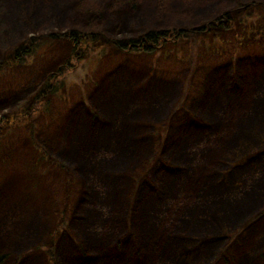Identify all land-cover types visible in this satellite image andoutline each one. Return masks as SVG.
Segmentation results:
<instances>
[{
    "label": "rangeland",
    "instance_id": "rangeland-1",
    "mask_svg": "<svg viewBox=\"0 0 264 264\" xmlns=\"http://www.w3.org/2000/svg\"><path fill=\"white\" fill-rule=\"evenodd\" d=\"M16 25L29 29L25 43L45 38L13 57L24 32L15 35ZM73 29L87 34L80 48L62 37ZM160 30L162 43L145 50L144 36ZM124 39L136 44H113ZM1 93L0 255L11 254L12 264H124L114 251L131 264L137 248L127 235L116 239L118 215L151 185L172 189L164 203H142L155 212L137 239L149 260L167 264L158 246L179 234L183 259L200 247L203 264H264V0H0ZM157 150L161 159L144 168ZM230 168V203L195 184ZM143 171L150 184L143 178L132 191ZM15 177L18 188L4 189ZM216 192L220 204L209 210L219 223L196 205ZM229 204L248 218L226 223Z\"/></svg>",
    "mask_w": 264,
    "mask_h": 264
},
{
    "label": "bare ground",
    "instance_id": "bare-ground-1",
    "mask_svg": "<svg viewBox=\"0 0 264 264\" xmlns=\"http://www.w3.org/2000/svg\"><path fill=\"white\" fill-rule=\"evenodd\" d=\"M21 29H16V28H13V31L14 32H17V31H20ZM172 87H170L171 89ZM176 91V89H175ZM175 91H174V94H175ZM169 94L171 95V91H169ZM17 97V95H15ZM0 97L2 99H5L6 101L7 100V97H6V94L5 93H1L0 94ZM120 99H115L114 100V103L115 102H118ZM103 110V109H102ZM104 111V110H103ZM152 110H149V112L146 114V115H149L150 117L153 116V119H159V112L157 111H154L151 112ZM118 114H115L114 113V116L117 117ZM132 119H135L134 117H132ZM109 119H107L106 121H108ZM131 119H127V121H129ZM124 121H122V125L124 126ZM186 123L188 124L187 126H190V128L194 127L195 130L198 129L197 126L194 125V123H189L187 120H186ZM215 124V123H212V125ZM186 126V127H187ZM108 127H111V126H108ZM106 129L107 132H109L111 129L108 128ZM209 126H206L204 127L205 129H207ZM118 128V127H117ZM146 128V127H145ZM115 129V128H114ZM199 131V129H198ZM143 141H146L145 139ZM183 144V143H182ZM180 145L181 147H183L184 145ZM147 147H145V150H144V153L147 152ZM168 151V150H167ZM170 154H176L175 152L173 151H170L168 152ZM255 153H250L248 154L247 157H251L253 158ZM237 156V155H236ZM235 156V157H236ZM261 156H264V153L261 155ZM161 159V157H160ZM121 166V165H120ZM126 166H128V162L127 164H123L121 168H125ZM143 169V167H142ZM230 171V172H229ZM228 171V173L225 175V177H223L221 175V173H216V175L214 174H209L207 175L204 179L203 178H200L198 180L195 181V184H201L202 182H204L203 184V188L204 190H206V187L205 185H207V191L209 189H214L215 191H220L222 192V196H221V201L222 203H230V199L229 198H226V200L224 201L226 195H230L229 193H231V189H232V186L228 185V182L232 180L233 176H235V172H233V169L230 168ZM163 172H160V171H157V173L155 174L156 176H159L161 175ZM219 174V175H217ZM179 175H185V172L179 174ZM223 177V181H220V185L215 187L216 186V182ZM138 178H139V175H137L135 177L134 180H130V182H138ZM236 178V177H235ZM170 179H174V176H171L170 174H165L164 176V181L168 180L170 181ZM7 183H5L4 185V189L7 188V187H10L11 188V191H14L15 188H18V185L20 184V179L15 177V178H11V179H8L6 181ZM142 182H140V185H141ZM215 183V185H214ZM222 183V184H221ZM210 184H213V187L210 186ZM140 185H139V188H140ZM144 187V186H143ZM91 188V189H89ZM165 188V187H164ZM110 189V188H109ZM136 189V186H133L132 187V191H135ZM172 189V187H169V189H165L161 195H159V193H156L154 191H150V190H147V189H144L143 190H140L139 189V200H134V204L132 205L133 207H131L130 204H128V202L125 204V207L123 208V212L122 214L120 213L118 216V220H121V219H124V224L122 225L123 227H121V229L119 230L118 232V236H117V240H122L126 235L127 237L129 238L130 240V244L132 247H135L138 249V253L140 251V253H142V255H144L145 257L148 256V252L150 250V248H147V249H143L142 245H139V243L137 244V239L139 237V230L141 229H144L145 231L143 232H147L148 230V225L151 224V220H152V217L154 215V210L152 209H147L145 208V205L142 204L144 202V200H155L156 198V201H160V202H166L165 200L167 199L166 198V195H167V192L170 191ZM194 188L192 187L191 190H193ZM92 190V187L91 185H89L88 187V191H91ZM124 190V189H123ZM162 189L159 188L157 191H161ZM113 190L111 189L110 192H112ZM114 192V191H113ZM6 195L8 194L9 196H13V194H9V193H5ZM108 195V194H107ZM153 195V196H152ZM89 195L87 194V196L85 197L83 195V198L82 200H80V202L82 203L83 205V208H87L91 202L89 201L90 199H88ZM93 197V195H92ZM217 197H218V192H216V194H212L210 193L209 195H205V194H200V198L198 199V201L196 202L197 206L198 205H204V210L201 211V209L199 210L201 215H205V217H207L210 221H215V222H220L221 218L219 217V215L217 213H214L212 212L210 209V206L209 205H213V204H220L219 201L217 202ZM159 199V200H157ZM155 202V201H154ZM159 202V204H160ZM131 203V202H130ZM225 204V205H226ZM258 202H255L250 208V209H255L257 206H258ZM206 205V207H205ZM224 205V206H225ZM228 209L227 211H229V219L227 218L226 219V223H231V224H236L239 222L240 218H248L247 216V213H242V212H239L237 210H234L231 208V204H229L228 206ZM94 210L95 207H92ZM137 208V210H136ZM143 209V210H141ZM157 209V208H156ZM136 210V211H135ZM226 211V212H227ZM165 212L168 213V211L166 210ZM204 212V213H203ZM96 214H94L95 216ZM169 217V215H168ZM171 217V216H170ZM171 221H173V219H171ZM213 222V223H215ZM177 226V225H176ZM176 226H174V228H176ZM182 226L184 227L185 225L182 224ZM181 225L179 227H182ZM127 227H130L128 229H125ZM173 228V230H175ZM125 229V230H123ZM130 229H133L132 231ZM177 229V228H176ZM149 231V230H148ZM177 231V230H176ZM110 232H114V229H111ZM109 232V233H110ZM108 233V234H109ZM185 233V232H184ZM178 236L179 234H174L173 236H169V239L170 240H167L168 242H164L162 246H158V249L157 251L159 252V256L160 255H164V256H167V257H163V258H167L166 260L168 261L167 264H203V260H204V252L201 250L203 248H195L194 249H191V251L189 253H186L184 254V261H182V255H181V247L183 246H180L179 243L180 241H174V239H178ZM60 241V239H59ZM126 242V241H125ZM59 243V242H58ZM136 243V244H135ZM184 243V246L187 245L188 243L186 242H183ZM167 251V253H166ZM165 252V253H164ZM2 252H0L1 254ZM113 258H114V261L117 259L118 261H120L121 263H124L126 264L127 263V254H123V259L122 261L120 260V252L119 251H114L113 252ZM118 257V258H117ZM149 258V257H148ZM179 260H180V263H179ZM149 259H146V264H149ZM261 261H264V260H261ZM182 262V263H181ZM10 264H12V261H9ZM90 263V262H89ZM233 264H236L235 261L233 262ZM241 264H253V261L252 260H245L244 263H241Z\"/></svg>",
    "mask_w": 264,
    "mask_h": 264
},
{
    "label": "trees",
    "instance_id": "trees-1",
    "mask_svg": "<svg viewBox=\"0 0 264 264\" xmlns=\"http://www.w3.org/2000/svg\"><path fill=\"white\" fill-rule=\"evenodd\" d=\"M21 8V5L18 7V10ZM24 10H26L27 11V13H32L34 16H35V12H34V10L33 9H25L24 8ZM61 11L59 10L58 11V13H60ZM58 13H56V14H58ZM55 14V15H56ZM56 19H58L57 18V16H54L51 20L53 21V20H56ZM221 19H219V21H220ZM12 21L10 20V19H7V23H11ZM22 23V19L21 18H18L17 19V23ZM46 24L45 23H42V22H36V26H45ZM2 26H4V25H2ZM17 27H19V28H21V26L20 25H16ZM28 28H21V30L20 31H17V32H14L13 31V33L15 34V35H20L23 31V33H22V35H21V37H20V41H18L17 43H16V48H15V51L13 52L14 54H13V57H15L16 55H21V54H23V53H27V52H29L30 51V49H33V47H35V45L41 40V41H43V39L45 38H43V36L44 35H42V37H40L41 35V33H37V34H35V35H37L38 37H39V39H35L34 37H32L30 40H29V42H27V43H25L26 42V37L25 36H27V34H28V31H29V29L27 30ZM38 30V29H37ZM166 35V32L165 31H152V32H150L149 34H147L146 36H144L145 38H143V40H144V42H150L149 44L150 45H148V43L146 44V46H145V50H148V51H154L155 50V48L152 46V44H160V43H162V39L164 38V36ZM45 36H47V34H45ZM53 36H57V35H54V33H50L49 35H48V37H52V38H54ZM62 37H64V39H66V40H68V41H70V42H72V43H74V44H76L77 45V47L78 48H80V47H82V43L84 42V39L87 37V34L85 33V32H82V31H77V30H75V29H73V30H69V33L68 34H66V35H64V36H62ZM146 40V41H145ZM127 42H129V43H131L132 45H134V44H136V41L135 40H133V39H131V40H126V39H124V40H122V41H114L113 42V44H116V46L119 48V49H121V50H123L124 48H125V45H126V43ZM9 44H11V43H9ZM152 46V47H151ZM83 47H87V46H83ZM134 48H137V47H134ZM73 50H77L76 48L74 49V47H73ZM76 53V52H75ZM78 55V59L79 60H83L84 58H83V56H80L79 54H77ZM11 59H13V58H11ZM15 59V58H14ZM59 76H61V75H59V73H56V72H53V77H56V78H58ZM47 89L49 90L50 88H48V86H44L43 88H42V90H41V92H45V91H47ZM59 90L60 89H57L56 91V95H58V93H59ZM48 93V92H47ZM50 94H52V91H51V93ZM48 96V95H47ZM40 97H42L40 94L38 95V98H40ZM186 126H184L182 129H184ZM167 131V130H166ZM160 148H162V146L160 147ZM159 148V149H160ZM160 152H159V150H157V152H156V154L154 155V157L151 159V160H148V162L146 163V166H144V168H149V165H150V168L152 167V165L154 164V162L156 161V159H160ZM165 160H167V159H165ZM168 161V160H167ZM171 171H173L174 169H170ZM147 179L148 181H149V184H150V181H151V178L149 177V171H143V173L141 174V175H139V178H138V182H136V185H137V189L139 188V183H140V181H142V179ZM133 179H135V177H133ZM154 181H156V180H154ZM160 187H162V186H160ZM159 188L157 187V189L154 187V185H151V191H154V192H156V193H159V195H161V193L165 190L163 187L161 188L162 190L161 191H157ZM195 250V249H194ZM181 255H182V252H181ZM149 256H144V255H142V253H140V251H139V253H138V249H136L135 251H134V257H133V259H132V261H131V264H145L146 263V259H149L148 258ZM12 260L13 258H12V256H11V254H3V255H0V264H7L10 260ZM182 261H184V259H182ZM17 262V261H16ZM150 263L151 264H157V259H155V258H153V260H150ZM182 263V262H181Z\"/></svg>",
    "mask_w": 264,
    "mask_h": 264
}]
</instances>
